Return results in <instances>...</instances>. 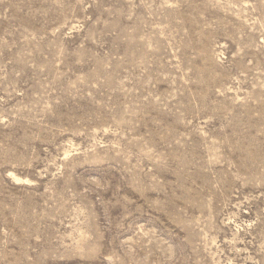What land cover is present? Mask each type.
Returning a JSON list of instances; mask_svg holds the SVG:
<instances>
[{
    "label": "rangeland",
    "instance_id": "obj_1",
    "mask_svg": "<svg viewBox=\"0 0 264 264\" xmlns=\"http://www.w3.org/2000/svg\"><path fill=\"white\" fill-rule=\"evenodd\" d=\"M0 264H264V0H0Z\"/></svg>",
    "mask_w": 264,
    "mask_h": 264
}]
</instances>
